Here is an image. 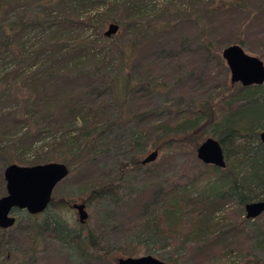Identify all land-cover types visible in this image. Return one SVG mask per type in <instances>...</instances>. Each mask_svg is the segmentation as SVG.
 <instances>
[{"label": "rangeland", "instance_id": "374dc122", "mask_svg": "<svg viewBox=\"0 0 264 264\" xmlns=\"http://www.w3.org/2000/svg\"><path fill=\"white\" fill-rule=\"evenodd\" d=\"M99 1L102 9L122 0ZM132 3L137 12L134 27L118 25L112 35L125 61H120L109 42L96 45L92 54L67 56L60 62L39 59L36 66L50 64L53 73L36 90L47 101L38 110V114L45 113V118H36V128L43 130L44 138L31 147L2 141L13 151V163L28 166L33 162H62V157L71 160L72 155L59 147H44L39 152L37 146L60 134L84 144L80 127L87 108L92 111L86 120L93 116L98 126L84 131L93 134L88 137L87 162L70 167L51 193L61 205L58 212L71 235L62 236L50 229L35 233L24 211L14 210L15 222L7 228V259L0 251V264H115L117 258L142 255L176 264H244L246 256L253 253L264 260V212L246 219L243 207L233 196L213 197L210 192L216 180L211 176L202 178L205 165L196 158L195 150L175 143L178 140L172 144L155 142L150 129L159 122L173 125L180 117L191 119L206 111L210 116L203 123L198 142L205 137L216 138L212 122L221 120L241 103L235 98L241 86L230 83L220 52L228 44H238L264 64V0ZM29 61L23 60L21 66L29 69ZM116 70L129 83L125 94L111 95L104 90L97 97L89 93L90 86L102 88ZM11 104L0 101V106L7 109L13 107ZM72 109L74 120L67 116ZM151 111L157 114L148 116ZM0 131L6 138L21 132L7 118L0 119ZM158 143H162L160 149L152 145ZM151 151H156L153 161L132 165ZM3 167L0 164V196L5 193ZM232 167L242 174L237 164ZM108 184H116V192L89 203L84 201L92 188ZM182 185H186L188 199L176 206L178 226L167 228L163 225L162 210L167 202L164 192ZM78 202H85L87 217L83 223L77 221L70 208ZM204 214H210L211 224L224 231L225 237L216 245L197 248L190 242L193 237L183 239L191 221ZM88 231L102 247V254L87 243Z\"/></svg>", "mask_w": 264, "mask_h": 264}, {"label": "trees", "instance_id": "16d2710c", "mask_svg": "<svg viewBox=\"0 0 264 264\" xmlns=\"http://www.w3.org/2000/svg\"><path fill=\"white\" fill-rule=\"evenodd\" d=\"M99 4H101L99 0H0V68L3 66L0 69V101L8 100L13 106L9 109L0 106V119H9V122L21 131L17 136L15 134L10 138H6L5 132L0 131V164L5 166L14 161L13 151L10 150L9 145L1 144L2 141L22 142L31 147L37 140L44 138L43 130L40 127L36 128L39 125L36 118H45V113L38 114V110L39 106L47 104V101L42 100L44 98L38 96L36 90L41 87L40 84H43V81L50 79L53 73L49 69L50 64L44 67V62L43 65L36 66L40 58L60 62L67 56L92 54L96 45L109 42L112 44V49L117 52L120 61L126 60L123 50L113 43V36L104 37L102 28L107 21L114 22L122 28L130 25L134 27L133 18L137 13L134 10V3L132 0H122L121 3H108L102 9H99L101 8L98 7ZM102 4L105 5V1ZM87 31L91 33L86 35ZM27 59H30L29 69L21 66V62ZM30 67L35 69L31 70ZM129 89V83L123 79L122 72L116 70L113 76L106 78L102 88L90 86L88 91L97 97L104 90L111 95L120 96ZM239 91L235 94V98L241 103L231 109L221 120L212 122L216 128L213 135L216 136L215 139L223 150L225 166L218 168L204 164V170L201 172L202 178L211 176L216 180V186L210 192L213 197L221 199L233 196L237 204L243 206L246 202L264 199V145L257 137L258 132L264 130V90L263 85H250L241 87ZM73 111L74 109L70 110V113L67 112L71 120L75 119ZM90 111L92 109H86L80 127L82 131L80 134L84 135V144L71 141L65 134H60L45 145L37 146V150L40 152L44 147L45 149L59 147L63 153L72 155L71 160L61 158L62 163L68 168L75 165L83 166L87 162V145L91 141L88 137H93V134L84 131L98 126L95 119H91L93 116L86 120ZM156 114L151 111L147 115ZM209 116L210 113L204 111L191 119L180 117L174 121L173 125L159 122L152 125L150 129L155 142L160 140V142L172 144L174 140H178L175 143L195 150L200 140L201 128L205 125L203 123ZM29 123L31 125L28 127ZM31 126L33 129H30ZM67 131L66 129L64 132ZM161 144L152 145L160 149ZM19 150L22 149L19 147ZM234 163L243 169L242 174L232 167ZM139 164L140 161L136 159L132 165ZM116 189V184L92 188L84 201L89 203L90 200L112 195ZM186 192V185L165 190L167 202L162 210L165 216L163 218L165 227L178 226L176 206L188 199ZM157 193L160 194L161 189ZM60 208L61 205H58L57 200L51 196L42 213L28 215L24 211V216L34 232L50 229L62 236H70V231L58 212ZM209 215L204 214L193 219L190 230L184 235L183 240L191 236L193 239L191 238L190 242L197 248H205V246L216 245L224 239L225 232L211 224ZM8 237V229H0V251L5 260ZM86 241L97 253L102 254V247L96 242L94 234L88 231ZM165 263L176 264L169 259ZM244 264H264V260L253 253L246 256Z\"/></svg>", "mask_w": 264, "mask_h": 264}, {"label": "water", "instance_id": "95a60500", "mask_svg": "<svg viewBox=\"0 0 264 264\" xmlns=\"http://www.w3.org/2000/svg\"><path fill=\"white\" fill-rule=\"evenodd\" d=\"M118 25L109 22L102 34L104 37L114 35ZM221 58L229 71L230 83L241 87L262 85L264 83V64L262 61L243 51L238 44H228L220 52ZM258 140L264 145V130L258 132ZM196 158L203 164L224 168L225 159L218 140L205 137L195 148ZM156 157V151L149 152L141 164L149 163ZM69 172L62 162H44L33 165L9 163L2 169L5 193L0 196V229H7L15 222L14 210L25 211L28 215L42 213L50 199L54 186ZM244 217L253 219L264 211V199L253 200L243 204ZM77 221L83 223L87 217L82 202L70 204ZM115 264H166L163 260L151 255L117 258Z\"/></svg>", "mask_w": 264, "mask_h": 264}]
</instances>
